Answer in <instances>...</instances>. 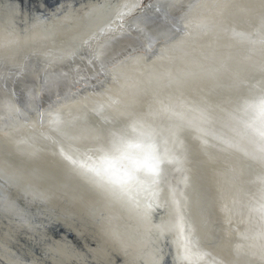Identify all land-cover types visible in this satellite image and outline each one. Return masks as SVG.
Returning <instances> with one entry per match:
<instances>
[{
    "label": "bare ground",
    "instance_id": "1",
    "mask_svg": "<svg viewBox=\"0 0 264 264\" xmlns=\"http://www.w3.org/2000/svg\"><path fill=\"white\" fill-rule=\"evenodd\" d=\"M172 1L0 0V74L77 83L0 101V264H264V0Z\"/></svg>",
    "mask_w": 264,
    "mask_h": 264
},
{
    "label": "water",
    "instance_id": "2",
    "mask_svg": "<svg viewBox=\"0 0 264 264\" xmlns=\"http://www.w3.org/2000/svg\"><path fill=\"white\" fill-rule=\"evenodd\" d=\"M169 2V0L160 1V3H158L156 7L154 6L156 10H150L145 13V17L147 18H144V20L151 25L156 24L155 21H157L159 24L158 31L171 32V35L173 36L178 31H181L183 29V26L180 23V19L176 17L177 14L173 13L169 9ZM146 26L147 24H145L143 27L145 28ZM137 29L134 26V31H136ZM158 31H154V35H151L152 29L150 31L146 30L145 33L141 32L142 36L144 34L146 37L144 41H147L150 45H152L153 42L157 39L156 37ZM172 31L174 32L172 33ZM119 38H115L112 40V48L118 45ZM122 38H126V36ZM129 38L133 40L135 44H138L139 46L143 45L144 41H141L140 35H138L137 37L128 36L127 39ZM118 51L120 52L119 48L117 49V52ZM102 61H105V59L101 60V62ZM29 64H33V62L30 61ZM30 70L31 69H28V71H26V69L24 70V72L26 73L25 78H23L24 76L21 77L19 73L16 74V71L11 69H8L7 71H4L0 74V101L4 100L5 98H8V93H10L11 96H13V98L15 99V101H17L21 105H24V107L26 106L25 104L28 101L32 102V106L29 108V110L35 112L36 106L41 105V102L46 101L48 99L53 100V97L56 93H64L68 87H74L75 85H77V83L73 85L71 82H69L68 77L61 74L62 72L59 71L41 74V76L36 79L30 74ZM37 85H39L41 87V90L43 91V93H40L39 95L36 90ZM53 85L56 86V90L53 89Z\"/></svg>",
    "mask_w": 264,
    "mask_h": 264
},
{
    "label": "rangeland",
    "instance_id": "3",
    "mask_svg": "<svg viewBox=\"0 0 264 264\" xmlns=\"http://www.w3.org/2000/svg\"><path fill=\"white\" fill-rule=\"evenodd\" d=\"M160 1H162V0H157V5H158V3H160ZM170 2L168 3V5H169V9L173 12V13H176V11H177V9L179 8V7H176V6H179V4H173V1L172 0H169ZM194 1V0H193ZM170 5H174L175 6V8L174 7H171ZM155 6V5H154ZM177 14V13H176ZM177 16V15H176ZM144 18L146 19L147 17H145V13L143 14V16H141V18H138V22H139V24H143V26L145 25V24H147V26L145 27V28H147V30H157L158 31V27H159V24H158V22L157 21H155L156 22V24H149L148 22H146L145 20H144ZM146 22V23H145ZM154 22V23H155ZM145 23V24H144ZM151 35H154V32H152L151 33ZM168 35H171V32H160V31H158V33H157V39L156 40H158L159 39V41L161 40V39H163L165 36H168ZM124 36H126V38H122V37H124ZM129 35H126V34H124L123 36H120L121 38H119V37H117V38H119V41H118V45L117 46H115V47H113L112 48V40L113 39H111V41L109 40L108 41V43L105 45V57L103 58V59H109V61H113L114 59H115V56H119V55H122L123 53H125L126 51H132L133 49H135V51H137V48L139 47V45L138 44H135L134 43V41L133 40H131L130 38L129 39H127V37H128ZM115 39V38H114ZM135 46V47H134ZM119 48V50H120V52L118 51L117 52V49ZM132 48V49H131ZM113 49V50H112ZM117 56V57H118ZM102 59V60H103ZM37 92H39L38 93V95L40 94V93H43V91L41 90V88H40V90H37ZM63 97H65V96H62L61 97V99L63 98ZM32 104V103H31Z\"/></svg>",
    "mask_w": 264,
    "mask_h": 264
},
{
    "label": "snow or ice",
    "instance_id": "4",
    "mask_svg": "<svg viewBox=\"0 0 264 264\" xmlns=\"http://www.w3.org/2000/svg\"><path fill=\"white\" fill-rule=\"evenodd\" d=\"M89 171H93L96 176L103 177L104 172H106V169H89Z\"/></svg>",
    "mask_w": 264,
    "mask_h": 264
}]
</instances>
